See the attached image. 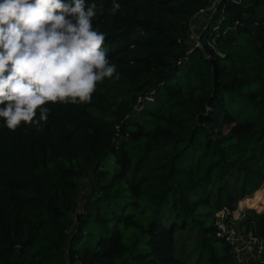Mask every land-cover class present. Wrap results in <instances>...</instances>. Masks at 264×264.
I'll return each mask as SVG.
<instances>
[{
    "label": "trees",
    "instance_id": "16d2710c",
    "mask_svg": "<svg viewBox=\"0 0 264 264\" xmlns=\"http://www.w3.org/2000/svg\"><path fill=\"white\" fill-rule=\"evenodd\" d=\"M93 2L119 78L43 131L0 118V264H239L218 222L264 243V0H218L191 44L208 0Z\"/></svg>",
    "mask_w": 264,
    "mask_h": 264
},
{
    "label": "clouds",
    "instance_id": "9594fccd",
    "mask_svg": "<svg viewBox=\"0 0 264 264\" xmlns=\"http://www.w3.org/2000/svg\"><path fill=\"white\" fill-rule=\"evenodd\" d=\"M119 7L113 0L111 11ZM96 15L86 0H0V118L8 129L43 131L45 105L88 103L98 83L119 78Z\"/></svg>",
    "mask_w": 264,
    "mask_h": 264
},
{
    "label": "rangeland",
    "instance_id": "374dc122",
    "mask_svg": "<svg viewBox=\"0 0 264 264\" xmlns=\"http://www.w3.org/2000/svg\"><path fill=\"white\" fill-rule=\"evenodd\" d=\"M215 3H217V0H208L202 10L203 12L199 13L197 19L188 26L186 38L189 44H191L195 35L202 28L203 22L208 18L209 11L214 9ZM258 206L254 207L257 209L256 212L263 213L264 208H261L260 204ZM229 217L232 218V222L230 221V223L227 224L225 218L221 216L223 219L219 221L218 224L219 227L229 235L228 239L231 241L232 245L235 244L237 262L239 264H255L264 256L263 241L257 239L254 236V232L248 230L250 227L244 222V213H241L239 209L230 213Z\"/></svg>",
    "mask_w": 264,
    "mask_h": 264
},
{
    "label": "built area",
    "instance_id": "2783aa9c",
    "mask_svg": "<svg viewBox=\"0 0 264 264\" xmlns=\"http://www.w3.org/2000/svg\"><path fill=\"white\" fill-rule=\"evenodd\" d=\"M217 1H218V0H217ZM232 1H234V2H239V3L241 2V0H232ZM215 4H216V3H215ZM214 8H215V6H214ZM213 10H214V9H213ZM213 10H210L209 12H211V11H213ZM201 12H203V11H201ZM201 12H200V13H201ZM196 38H197V34L195 35V37H194L193 39H196ZM222 217H223V216H222ZM218 226H219V224H218ZM219 228H220V227H219ZM220 229H221V228H220ZM221 231L225 233L224 230L221 229ZM219 236H221V234H219Z\"/></svg>",
    "mask_w": 264,
    "mask_h": 264
},
{
    "label": "water",
    "instance_id": "95a60500",
    "mask_svg": "<svg viewBox=\"0 0 264 264\" xmlns=\"http://www.w3.org/2000/svg\"><path fill=\"white\" fill-rule=\"evenodd\" d=\"M211 61L214 63L215 69L217 70V61L214 59H212Z\"/></svg>",
    "mask_w": 264,
    "mask_h": 264
}]
</instances>
